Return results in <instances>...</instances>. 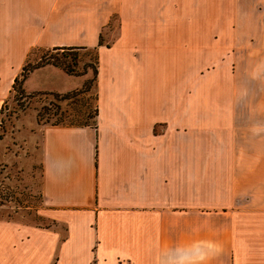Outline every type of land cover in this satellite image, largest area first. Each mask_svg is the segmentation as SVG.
Masks as SVG:
<instances>
[{"label": "crops", "instance_id": "0c3cea01", "mask_svg": "<svg viewBox=\"0 0 264 264\" xmlns=\"http://www.w3.org/2000/svg\"><path fill=\"white\" fill-rule=\"evenodd\" d=\"M72 46L97 47L96 124L41 142L66 233L0 220V264H264V0H0V97L32 49ZM79 82L46 64L23 86Z\"/></svg>", "mask_w": 264, "mask_h": 264}, {"label": "rangeland", "instance_id": "374dc122", "mask_svg": "<svg viewBox=\"0 0 264 264\" xmlns=\"http://www.w3.org/2000/svg\"><path fill=\"white\" fill-rule=\"evenodd\" d=\"M233 10L235 18L246 15V9ZM261 10L250 9L249 15L254 13L251 24L258 22L260 14L257 13ZM117 34V18L113 16L110 24L103 30L102 42H111ZM248 38L252 39L251 36ZM242 43L233 50L236 51L237 48L241 51L245 46ZM51 55L64 59L65 64L75 73L93 62V53L90 50L51 51L41 48L30 51L28 62L33 65L47 60ZM7 66L5 63L0 67V91L5 89L14 71ZM42 74L39 70L36 71L28 80L27 87L35 86ZM75 76L79 77L81 83L68 92L29 91L21 84L20 88L17 86L15 90L0 97V220L15 222L19 230L25 225H31L58 231L62 237L66 233L63 222H54L44 213L41 196V142L42 127L56 118L57 115H53L56 111L66 117L93 114L96 105V82L92 68L88 66L85 74ZM73 92L76 93L64 99L53 97L54 93ZM39 112L42 114L41 118ZM87 123L94 126V118L90 117ZM9 234L13 235L10 232Z\"/></svg>", "mask_w": 264, "mask_h": 264}, {"label": "trees", "instance_id": "16d2710c", "mask_svg": "<svg viewBox=\"0 0 264 264\" xmlns=\"http://www.w3.org/2000/svg\"><path fill=\"white\" fill-rule=\"evenodd\" d=\"M99 45L103 44L102 42V34H100V38H99ZM107 46L109 44H106ZM81 49H86V50H90L93 55V62L90 63V66L92 68L93 71V78L96 82V77H97V64H98V53H97V47H53L50 49H46V50H81ZM30 53V52H29ZM28 56L23 64V66L21 67L20 72L15 76L13 83L11 85V88L9 91L15 90L18 86V88H20V85L23 84L24 80L26 79V77L28 76V74L36 69L39 68L41 66H44L46 64H52L54 66L60 67L62 68L66 73L70 74V75H82L86 73V67L88 66H84L83 70L80 72H73L69 67L68 64H65L64 59H60L58 57H56L55 55H51L50 58H48L47 60H44L42 62H37L33 65H31L28 62ZM43 59V58H42ZM51 59V60H50ZM76 92H73L71 94L69 93H65V94H58V93H54L53 97L58 98V99H64L70 95H74ZM96 99H97V94H96ZM58 111H56L53 115H57L56 118L50 122L51 125H60V126H87L89 125L87 123L88 119L90 117L94 118V125L96 124V116H97V104L95 105V108L93 110V114L88 113L86 116H82L80 117L79 115H72L71 117H66L63 113H59L57 114ZM42 115V114H41ZM40 112H39V118H41ZM47 120L49 121V118H47ZM53 221L55 222L56 220L53 219ZM66 229V226H65Z\"/></svg>", "mask_w": 264, "mask_h": 264}]
</instances>
